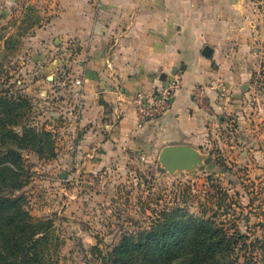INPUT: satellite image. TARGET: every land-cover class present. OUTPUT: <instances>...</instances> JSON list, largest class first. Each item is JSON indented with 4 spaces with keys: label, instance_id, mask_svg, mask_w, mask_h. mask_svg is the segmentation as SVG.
<instances>
[{
    "label": "crops",
    "instance_id": "crops-1",
    "mask_svg": "<svg viewBox=\"0 0 264 264\" xmlns=\"http://www.w3.org/2000/svg\"><path fill=\"white\" fill-rule=\"evenodd\" d=\"M38 14L48 22L23 39L41 53L34 67L54 71L43 59L62 50L73 57L72 83L82 82L62 132L67 163L100 170L189 146L209 165L214 146L233 160L264 139V6L256 0H0V25ZM173 74L181 87L172 109L140 124L135 94L155 93ZM197 88L206 91L202 104Z\"/></svg>",
    "mask_w": 264,
    "mask_h": 264
},
{
    "label": "rangeland",
    "instance_id": "rangeland-1",
    "mask_svg": "<svg viewBox=\"0 0 264 264\" xmlns=\"http://www.w3.org/2000/svg\"><path fill=\"white\" fill-rule=\"evenodd\" d=\"M27 18L0 25V88L26 97L31 108L26 124L53 135L55 158L28 148L20 151L27 177L16 193L25 198L32 219L54 223L53 264H102L121 240H137L141 233L175 221L204 230L202 235L188 231L184 240H208L206 230L218 228L239 242L230 258L263 257L264 139L255 142L256 151L248 157L241 158L238 150L233 160L214 146L212 163L190 172H168L159 156L122 159L100 170L67 163L64 154L72 151L61 145L62 132L72 123L69 109L79 94L68 68L73 57L53 50L43 61L55 63L54 71L45 75L34 67L41 53L26 48L23 39L48 21L39 14Z\"/></svg>",
    "mask_w": 264,
    "mask_h": 264
},
{
    "label": "trees",
    "instance_id": "trees-1",
    "mask_svg": "<svg viewBox=\"0 0 264 264\" xmlns=\"http://www.w3.org/2000/svg\"><path fill=\"white\" fill-rule=\"evenodd\" d=\"M28 102L26 97L0 88V264H53L55 255L54 223L32 219L25 198L16 196L27 177L20 151L28 148L41 156L56 157L52 133L26 124L31 110ZM188 231L204 232L179 221L159 225L137 240H121L103 256L102 264H264V256H243L242 261L230 258L239 242L228 240L218 228L206 230L208 240H184ZM224 256L229 259L222 261Z\"/></svg>",
    "mask_w": 264,
    "mask_h": 264
},
{
    "label": "built area",
    "instance_id": "built-area-1",
    "mask_svg": "<svg viewBox=\"0 0 264 264\" xmlns=\"http://www.w3.org/2000/svg\"><path fill=\"white\" fill-rule=\"evenodd\" d=\"M258 5L264 6V0H256ZM77 85H81V81H76ZM181 87V76L173 74L169 76L166 84L153 94H148L139 91L135 94L134 100L136 101L137 114L140 124L156 120L169 112L173 106V99L176 92ZM222 93H225V87L220 85ZM205 90L197 88L194 92V99L197 104H202L204 99Z\"/></svg>",
    "mask_w": 264,
    "mask_h": 264
},
{
    "label": "water",
    "instance_id": "water-1",
    "mask_svg": "<svg viewBox=\"0 0 264 264\" xmlns=\"http://www.w3.org/2000/svg\"><path fill=\"white\" fill-rule=\"evenodd\" d=\"M204 55L210 56V51L206 49ZM206 160L198 150L189 146H168L159 155V162L170 173L193 171L203 167Z\"/></svg>",
    "mask_w": 264,
    "mask_h": 264
}]
</instances>
